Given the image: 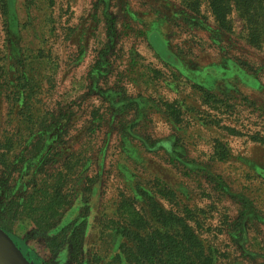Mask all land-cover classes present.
<instances>
[{"label":"rangeland","instance_id":"1","mask_svg":"<svg viewBox=\"0 0 264 264\" xmlns=\"http://www.w3.org/2000/svg\"><path fill=\"white\" fill-rule=\"evenodd\" d=\"M241 12L228 32L207 0H0V142L44 139L24 187L39 170L44 184L58 159L92 178L84 194L86 178L72 175L79 195L47 232L12 225L30 263L129 264L115 225L142 186L174 193L215 264H264V10L249 11L257 46ZM46 156L56 161L40 167ZM69 224L53 253L48 241Z\"/></svg>","mask_w":264,"mask_h":264},{"label":"trees","instance_id":"2","mask_svg":"<svg viewBox=\"0 0 264 264\" xmlns=\"http://www.w3.org/2000/svg\"><path fill=\"white\" fill-rule=\"evenodd\" d=\"M207 1L219 29L228 32L232 30L230 14L233 8L240 9L242 16L250 25L251 38H248V41L254 46L259 44L258 41L262 37L259 33V22L255 19L257 16L249 11L250 9L264 10V0ZM238 63L242 67L248 65L239 61ZM5 72L8 73L7 70ZM26 88L24 86V89ZM208 97L216 100L215 94L208 93ZM170 110L173 111V107L170 106ZM18 138L16 142L14 139L7 138L0 142V148L6 150L0 155V164L8 172L4 174L12 179V181L8 179L0 181V187L5 188V198L0 200V228L11 234V228L15 222L28 218L40 232H47L54 222L62 217L63 211L72 198L79 195L80 189L74 187L73 184L70 185L72 175L77 176L76 184L82 178H86L85 187H83L84 194L90 191L92 178L85 177L84 171H81L85 163L74 166L70 164V160L58 159L59 165L50 173L53 182L47 183L50 178L48 177L47 181L41 184L42 181L37 180V176L42 173L39 170L24 187V183L21 182L23 172L28 171L31 167L29 162L40 154L44 139L35 140L29 136ZM16 146L22 150L21 155L9 157L8 153ZM222 156L225 157L226 153H222ZM54 161L56 160L46 156L40 167L43 165L45 167L47 163ZM13 166H17V174L10 171L13 170ZM141 187H138V195L133 200L125 197L120 201L118 214L122 220L116 219L115 229L125 239L121 244V253L124 254L128 263L215 264L213 251L205 247L195 228L183 214V209L173 206L174 193L171 191L164 193L160 190L161 187L153 193ZM23 188H25L24 191H22ZM160 198L168 201L170 208L163 205ZM135 200L141 201L140 206L136 205ZM85 224L86 221H83L74 225L71 236L77 244L82 239ZM70 226L73 225L63 227L60 233L48 241V246L53 253L60 250L66 239H70Z\"/></svg>","mask_w":264,"mask_h":264},{"label":"bare ground","instance_id":"3","mask_svg":"<svg viewBox=\"0 0 264 264\" xmlns=\"http://www.w3.org/2000/svg\"><path fill=\"white\" fill-rule=\"evenodd\" d=\"M0 264H30L22 258L15 242L0 230Z\"/></svg>","mask_w":264,"mask_h":264},{"label":"water","instance_id":"4","mask_svg":"<svg viewBox=\"0 0 264 264\" xmlns=\"http://www.w3.org/2000/svg\"><path fill=\"white\" fill-rule=\"evenodd\" d=\"M0 230H1V231H2L7 237H9L8 234H7V232H5L4 230H2L1 228H0ZM9 238H10V237H9ZM18 252H19V254L22 256L23 259L27 260V259L24 257V255L19 251V249H18ZM30 264H32V263H30Z\"/></svg>","mask_w":264,"mask_h":264}]
</instances>
